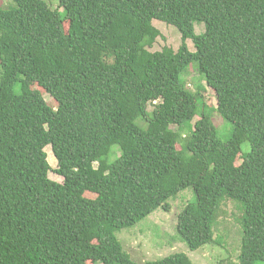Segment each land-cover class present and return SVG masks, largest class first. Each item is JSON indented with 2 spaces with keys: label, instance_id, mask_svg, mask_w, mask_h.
Segmentation results:
<instances>
[{
  "label": "trees",
  "instance_id": "trees-1",
  "mask_svg": "<svg viewBox=\"0 0 264 264\" xmlns=\"http://www.w3.org/2000/svg\"><path fill=\"white\" fill-rule=\"evenodd\" d=\"M9 3L0 7V264H137L116 233L169 213L188 188L196 199L176 231L191 251L225 246L215 234L227 229L226 200L241 212L231 263L264 262V0ZM154 21L178 29L177 51H150L164 39ZM190 70L216 107L205 86L188 87ZM48 147L63 183L50 178ZM143 264L194 263L177 253Z\"/></svg>",
  "mask_w": 264,
  "mask_h": 264
},
{
  "label": "rangeland",
  "instance_id": "rangeland-1",
  "mask_svg": "<svg viewBox=\"0 0 264 264\" xmlns=\"http://www.w3.org/2000/svg\"><path fill=\"white\" fill-rule=\"evenodd\" d=\"M9 2L10 0H0V7H7L10 4ZM50 6L53 10L58 9V5L55 2H50ZM153 24L162 32L164 39L159 38L150 51H161L166 45L173 47L174 50L177 51L181 45L182 38L178 29L161 21H154ZM195 28L197 34H201L205 30L203 24L196 25ZM188 45L190 50L194 52L195 47L191 40H188ZM185 80L188 87L193 91L197 89L198 85L205 86L207 89L204 96L207 104L212 107L217 106L215 92L207 86L206 82L202 80L197 72L190 70ZM46 98L50 100L49 96ZM149 110H153V106H149ZM197 120L198 118H196L193 123ZM213 121L217 127H224V122L217 114L214 115ZM219 131L224 140L230 138L231 133L229 131L226 132L220 129ZM248 149L249 145L245 144L243 146V152L248 151ZM46 152L48 153V160L52 166L50 178L55 182L63 183L64 179L55 172L58 168V163L53 155L51 147H48ZM195 199L194 190L188 188L179 193L176 198L169 200L171 205V211L169 213L162 209H158L136 226L118 231L116 236L123 249L131 255L132 259L137 264L157 261L177 253L188 255L194 264H219L222 260L227 264H232L230 259L235 260L240 252V249L238 251V243L240 246L239 236L236 235V218L241 214L238 207L232 201L225 200L221 203V210L223 211L221 221L225 223L224 225L227 226V229L220 227V232L215 234L216 236L222 235L224 237L225 246L223 248L212 245L196 251H191L189 247L179 239L180 237L176 231L177 217L188 203L195 201ZM224 229H226L228 234L225 233ZM258 264H264V262Z\"/></svg>",
  "mask_w": 264,
  "mask_h": 264
}]
</instances>
